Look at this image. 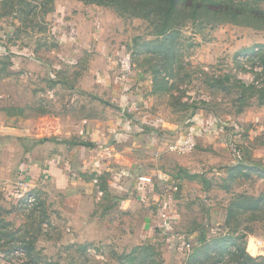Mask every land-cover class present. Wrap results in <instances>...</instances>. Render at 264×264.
Here are the masks:
<instances>
[{
  "label": "rangeland",
  "instance_id": "obj_1",
  "mask_svg": "<svg viewBox=\"0 0 264 264\" xmlns=\"http://www.w3.org/2000/svg\"><path fill=\"white\" fill-rule=\"evenodd\" d=\"M71 1L102 10L168 136H191L160 150L174 165L164 183L177 192L175 223L162 217L146 235L144 207L124 203L106 176L72 192L17 185L25 153L65 156L110 106L86 90L87 61L52 54L61 0H0V264H264V0H180L163 34L153 0ZM206 115L212 124L193 131Z\"/></svg>",
  "mask_w": 264,
  "mask_h": 264
},
{
  "label": "crops",
  "instance_id": "obj_2",
  "mask_svg": "<svg viewBox=\"0 0 264 264\" xmlns=\"http://www.w3.org/2000/svg\"><path fill=\"white\" fill-rule=\"evenodd\" d=\"M50 18L55 42L52 54L66 63L79 58L87 61L82 81H86L88 92L97 88L106 95L110 117L81 126L65 156L29 158L25 153L17 163V185L26 188L47 182L56 191L72 192L83 184V177L106 176L109 187L124 203L144 207L146 235H150L154 223H161L162 217L175 223L170 202L177 192L164 183L169 173H175L174 165L160 158V150L166 148L163 141H174L170 148H175L191 136L186 137L184 131L170 138V124L151 107V83L120 69L125 53L113 44V37L108 40L100 8L61 0ZM192 121L193 131L204 130L206 121L210 124L213 117L195 116ZM82 141L93 146L79 145ZM46 145L50 143H44L45 148ZM154 208L160 211L154 212Z\"/></svg>",
  "mask_w": 264,
  "mask_h": 264
},
{
  "label": "trees",
  "instance_id": "obj_3",
  "mask_svg": "<svg viewBox=\"0 0 264 264\" xmlns=\"http://www.w3.org/2000/svg\"><path fill=\"white\" fill-rule=\"evenodd\" d=\"M154 1V14L155 11H158L159 13H162L164 15L163 21H161V31L159 34L166 33L170 30L169 27V16H171L172 13H174V10H177V5L180 2V0H153ZM185 2V1H183ZM180 8H182V11L184 12L188 7L185 5L181 6L179 5ZM221 7L216 8V12L219 11ZM199 9V8H198ZM81 146H93L92 143H88L85 141H82ZM203 240V238H198L196 239V243H200Z\"/></svg>",
  "mask_w": 264,
  "mask_h": 264
},
{
  "label": "built area",
  "instance_id": "obj_4",
  "mask_svg": "<svg viewBox=\"0 0 264 264\" xmlns=\"http://www.w3.org/2000/svg\"><path fill=\"white\" fill-rule=\"evenodd\" d=\"M120 66H121V69L125 72H129V69L131 68L130 67V59H129V55H125L121 61H120ZM190 139H188L183 145L182 147H184L185 145L187 144H190ZM177 148V147H176Z\"/></svg>",
  "mask_w": 264,
  "mask_h": 264
}]
</instances>
